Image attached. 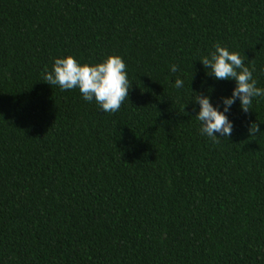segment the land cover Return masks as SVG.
I'll return each mask as SVG.
<instances>
[{
    "label": "trees",
    "instance_id": "1",
    "mask_svg": "<svg viewBox=\"0 0 264 264\" xmlns=\"http://www.w3.org/2000/svg\"><path fill=\"white\" fill-rule=\"evenodd\" d=\"M216 43L264 88V0H0V264H264V98L218 142L191 100L235 86L199 61ZM110 53L119 111L42 81Z\"/></svg>",
    "mask_w": 264,
    "mask_h": 264
},
{
    "label": "clouds",
    "instance_id": "2",
    "mask_svg": "<svg viewBox=\"0 0 264 264\" xmlns=\"http://www.w3.org/2000/svg\"><path fill=\"white\" fill-rule=\"evenodd\" d=\"M199 61L210 77L235 82L230 95L220 97L222 110L210 101L207 94L193 92L194 96L191 97L194 110L198 105L195 116L199 122L200 134L218 142L219 138H228L232 134L233 122L226 115L231 106L238 102L240 109L247 113L254 99L264 98V88L257 86V81L253 78L254 68L246 66L239 53L230 51L220 43H216L213 50ZM169 71L176 74L180 69L178 65L171 64ZM42 81L58 86L61 91L78 89L84 101H94L104 113L119 111L130 88L126 64L115 53L106 54L99 61L78 60L72 54L54 57L51 68H45ZM170 83L176 89H183L185 86L179 75L172 78ZM259 131L256 123L250 124V135Z\"/></svg>",
    "mask_w": 264,
    "mask_h": 264
}]
</instances>
